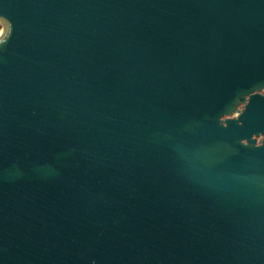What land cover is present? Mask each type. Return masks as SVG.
Masks as SVG:
<instances>
[{"label":"water","instance_id":"95a60500","mask_svg":"<svg viewBox=\"0 0 264 264\" xmlns=\"http://www.w3.org/2000/svg\"><path fill=\"white\" fill-rule=\"evenodd\" d=\"M252 1L0 0V264H264Z\"/></svg>","mask_w":264,"mask_h":264},{"label":"flooded vegetation","instance_id":"af4514ba","mask_svg":"<svg viewBox=\"0 0 264 264\" xmlns=\"http://www.w3.org/2000/svg\"><path fill=\"white\" fill-rule=\"evenodd\" d=\"M251 7L252 8H255V7H258V8H264V1H258V2H255V1H252L251 2ZM260 94L264 95V88L259 92ZM249 100V95L246 96V100L243 101L242 103H240L239 105V109L242 110L244 108V105L245 103ZM262 138V135L258 136L257 137V140L259 142V140Z\"/></svg>","mask_w":264,"mask_h":264},{"label":"rangeland","instance_id":"374dc122","mask_svg":"<svg viewBox=\"0 0 264 264\" xmlns=\"http://www.w3.org/2000/svg\"><path fill=\"white\" fill-rule=\"evenodd\" d=\"M0 30H2L3 31V27L0 25Z\"/></svg>","mask_w":264,"mask_h":264},{"label":"bare ground","instance_id":"6f19581e","mask_svg":"<svg viewBox=\"0 0 264 264\" xmlns=\"http://www.w3.org/2000/svg\"><path fill=\"white\" fill-rule=\"evenodd\" d=\"M2 32H3V31H2V30H0V35L2 34Z\"/></svg>","mask_w":264,"mask_h":264}]
</instances>
